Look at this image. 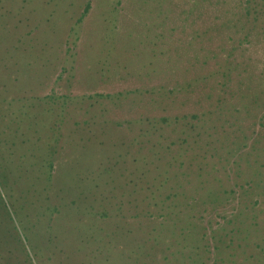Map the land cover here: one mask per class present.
<instances>
[{
    "label": "rangeland",
    "instance_id": "obj_1",
    "mask_svg": "<svg viewBox=\"0 0 264 264\" xmlns=\"http://www.w3.org/2000/svg\"><path fill=\"white\" fill-rule=\"evenodd\" d=\"M0 264H264V0H0Z\"/></svg>",
    "mask_w": 264,
    "mask_h": 264
},
{
    "label": "trees",
    "instance_id": "obj_2",
    "mask_svg": "<svg viewBox=\"0 0 264 264\" xmlns=\"http://www.w3.org/2000/svg\"><path fill=\"white\" fill-rule=\"evenodd\" d=\"M89 7H90V4L87 5L86 10H85L86 12H87V10L89 9Z\"/></svg>",
    "mask_w": 264,
    "mask_h": 264
}]
</instances>
